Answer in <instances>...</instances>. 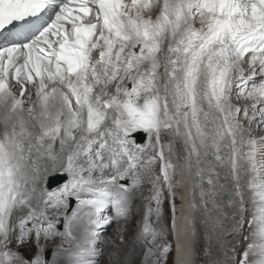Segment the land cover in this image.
<instances>
[{
	"label": "snow or ice",
	"instance_id": "1",
	"mask_svg": "<svg viewBox=\"0 0 264 264\" xmlns=\"http://www.w3.org/2000/svg\"><path fill=\"white\" fill-rule=\"evenodd\" d=\"M0 30V264H99L137 198L142 264L190 256L181 151L188 206L241 237L222 264H264V0H0Z\"/></svg>",
	"mask_w": 264,
	"mask_h": 264
},
{
	"label": "bare ground",
	"instance_id": "2",
	"mask_svg": "<svg viewBox=\"0 0 264 264\" xmlns=\"http://www.w3.org/2000/svg\"><path fill=\"white\" fill-rule=\"evenodd\" d=\"M236 97V95H233L232 98ZM233 100V99H232ZM234 103V102H233ZM260 135H264V131H262L261 134L256 136L257 138ZM167 141V140H166ZM177 148L182 150V144L178 141L177 142ZM180 171L184 174L179 177H177V187L175 189L176 197H175V203L177 207V217L183 218L188 217L193 220V225H187L183 219H180V223L184 225L183 227V235L179 241L181 245H185L188 242L194 241L193 249H192V258L191 255L187 256L183 252H178L177 249V240L175 239V245H176V264L179 260L180 264H222V262L227 259V257L224 256L225 246L230 245H236L238 241L241 240V237H239L236 233V229L233 225V221L228 215H217L209 218L208 214L205 213L202 209L201 210H193L191 209L188 204L191 201V196L189 194V187H190V181L191 176L186 174V169L183 167V152L181 151V159H180ZM219 179L221 182L225 183V188L223 190H219L221 192V195L217 196V202L221 207H224L226 209V213H234V208H227V202L224 200V196H230L231 195V185L230 183L225 181V173L221 172ZM182 185V186H181ZM183 197V199H182ZM137 201V200H136ZM141 202V201H140ZM133 207V206H132ZM142 215V207L139 208ZM133 212V211H132ZM133 215V214H132ZM141 215L139 219L136 221V225L138 227V222L141 219ZM130 221V220H129ZM129 221L127 223H129ZM220 221H223V225L221 226ZM216 224L215 231H213V224ZM119 224V223H118ZM122 225V224H121ZM117 228V227H116ZM121 231V234L123 235V239L126 238L127 235H129V231L123 227ZM120 231V229H119ZM195 231V235H192V232ZM111 233V231H110ZM138 233V228L133 236V239L131 242H128L125 244V246L120 247L117 251V254L119 255V264H142V254H143V248L141 243H139L136 239ZM114 234V233H113ZM119 234V233H118ZM113 240H117L116 237L117 234L113 235ZM132 236V234H131ZM202 236V238H201ZM112 239V238H110ZM174 238L172 237L173 241V247H174ZM118 241V240H117ZM116 241V242H117ZM121 241V240H120ZM119 241V243H120ZM201 241L204 244L205 253L199 258V261L201 263H198V243ZM42 244H44L45 249L49 248L52 250V253L49 257V261H53L57 259V250L59 248V245L61 241L59 239H56L55 241H41ZM124 243V242H123ZM32 242H29L28 246L31 249L35 251L33 247H31ZM117 244V243H116ZM103 243L102 249H103V255L99 258L100 264H107V262L104 260L105 256L108 258V252L106 253L105 250L107 248L109 249L110 245ZM121 245V243H120ZM67 247V245H65ZM240 250H242L243 244H240ZM112 250V249H111ZM114 251V250H113ZM174 251V250H173ZM158 254V253H157ZM231 255V253H229ZM113 264V263H111Z\"/></svg>",
	"mask_w": 264,
	"mask_h": 264
},
{
	"label": "rangeland",
	"instance_id": "3",
	"mask_svg": "<svg viewBox=\"0 0 264 264\" xmlns=\"http://www.w3.org/2000/svg\"><path fill=\"white\" fill-rule=\"evenodd\" d=\"M234 103L237 104H241L243 105L245 102L242 100H237V97L232 98ZM247 127V125H246ZM255 129V125L253 126ZM261 131H255V135L258 136L259 134L262 133V130H264V128L260 129ZM167 140V136H165V141ZM58 175V174H57ZM137 200V201H136ZM136 200L133 201L132 203V211H131V215L129 216V219L127 220V222L129 221V223L125 222V221H119L117 224H111V226H109V228L105 231V233L103 234V240H104V246H106L107 244L110 245L109 249L107 248L106 253L108 252V258L107 256H105L104 260L107 262V264H119V255L117 254V251L119 250L120 247L125 246L126 243L131 242V240L133 239V236L135 235L136 231H137V225H136V221L139 219L140 215H141V211H140V205L141 202L140 200L137 198ZM76 207V204L74 206V209ZM163 208H164V213H165V218H164V222L168 225V229L170 231V221H171V210H170V206H169V202L167 199L164 200L163 203ZM133 214V215H132ZM122 224V225H121ZM62 226V225H61ZM117 227V228H116ZM123 227H125L129 232V235L126 236L125 239L121 240V236L123 237V235L121 234V231H123ZM120 229V231H119ZM111 231V233H110ZM114 233V234H113ZM115 233L117 234L118 237L117 238V242L115 240H113V235H115ZM119 233V234H118ZM132 234V236H131ZM112 238V239H110ZM168 241L171 243L172 245V236L169 235L167 237ZM121 240V241H120ZM121 245H120V243ZM124 242V243H123ZM117 243V244H116ZM201 241L198 243V261L200 258V252H201V245H200ZM123 245V246H122ZM28 245H25L24 248L22 249V251L26 254V255H33L34 250L26 247ZM112 249V250H111ZM114 250V251H113ZM52 253V250H50L49 248L46 249V256L47 259H49L50 255ZM158 253V252H157ZM156 255H159L156 254ZM172 247L170 252L167 255V260H166V264H172ZM155 258V257H154ZM100 264V263H99Z\"/></svg>",
	"mask_w": 264,
	"mask_h": 264
},
{
	"label": "water",
	"instance_id": "4",
	"mask_svg": "<svg viewBox=\"0 0 264 264\" xmlns=\"http://www.w3.org/2000/svg\"><path fill=\"white\" fill-rule=\"evenodd\" d=\"M56 179L57 180L54 182L53 185L50 186V188H53V187H56V186L60 185L65 180L64 177H56ZM191 258H192V256H191Z\"/></svg>",
	"mask_w": 264,
	"mask_h": 264
},
{
	"label": "clouds",
	"instance_id": "5",
	"mask_svg": "<svg viewBox=\"0 0 264 264\" xmlns=\"http://www.w3.org/2000/svg\"><path fill=\"white\" fill-rule=\"evenodd\" d=\"M192 243V245L194 244V241H192L191 242ZM204 243L202 242V243H200V245H201V250H205V248H204V245H203ZM205 253V252H204ZM192 256V255H191ZM199 256V255H198ZM201 257V256H200ZM200 262V261H199Z\"/></svg>",
	"mask_w": 264,
	"mask_h": 264
}]
</instances>
